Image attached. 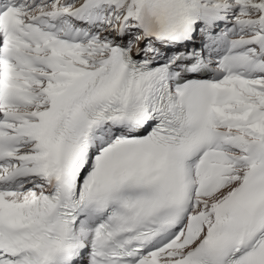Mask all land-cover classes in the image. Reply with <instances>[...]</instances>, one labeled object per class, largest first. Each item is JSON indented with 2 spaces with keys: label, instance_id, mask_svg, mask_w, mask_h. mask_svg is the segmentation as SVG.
Listing matches in <instances>:
<instances>
[{
  "label": "snow or ice",
  "instance_id": "snow-or-ice-1",
  "mask_svg": "<svg viewBox=\"0 0 264 264\" xmlns=\"http://www.w3.org/2000/svg\"><path fill=\"white\" fill-rule=\"evenodd\" d=\"M0 264H264V0H0Z\"/></svg>",
  "mask_w": 264,
  "mask_h": 264
}]
</instances>
